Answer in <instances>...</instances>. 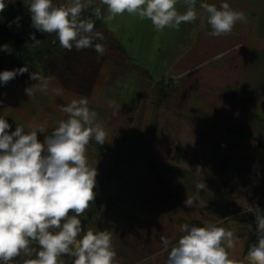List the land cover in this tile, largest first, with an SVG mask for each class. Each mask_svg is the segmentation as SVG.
<instances>
[{
    "label": "crops",
    "instance_id": "obj_1",
    "mask_svg": "<svg viewBox=\"0 0 264 264\" xmlns=\"http://www.w3.org/2000/svg\"><path fill=\"white\" fill-rule=\"evenodd\" d=\"M90 2L85 9L99 7L103 13V26L95 32L106 39L79 51L73 46L57 66L55 61L51 68L31 65L24 78L0 82V117L11 131L17 125L25 131L43 126L42 142L67 119L62 107L87 99L96 113L94 123L107 137L102 145L91 139L86 148L97 171L95 199L78 217L82 232L77 239L87 230L110 232L116 264L130 256H143L137 264H165L185 223L231 230L230 258L251 264L248 252L258 243L255 218L264 215V15L259 16V0H197L194 22L163 31L127 12L109 25L103 19L107 6ZM202 2L217 8L227 2L245 19L230 34L211 36ZM176 8L183 14L184 0ZM97 43L104 45L103 55L94 50ZM22 52L24 61L34 50ZM30 73L47 80L46 92ZM179 183L189 186L182 198ZM197 183L206 188L198 191ZM194 194L205 203L193 207V202L187 210L184 201ZM162 236L172 242L167 249Z\"/></svg>",
    "mask_w": 264,
    "mask_h": 264
},
{
    "label": "clouds",
    "instance_id": "obj_2",
    "mask_svg": "<svg viewBox=\"0 0 264 264\" xmlns=\"http://www.w3.org/2000/svg\"><path fill=\"white\" fill-rule=\"evenodd\" d=\"M107 6L108 14L103 17L111 24L115 17L127 12L148 19L157 31L165 28L179 30L182 23L197 19V0H184L186 11L181 14L176 5L178 0H100ZM82 0H71L67 5L53 6L52 0H31L32 27L41 33H55L62 48L77 51L92 47L94 39L103 40L100 32H94V21L82 19V11L88 7ZM6 8L0 0V13ZM200 8L208 14L211 36L230 34L238 21L245 19L243 12L233 10L227 2L217 8L215 4L202 2ZM101 18V9H94ZM19 17L13 23H18ZM11 27V23L9 24ZM33 46L41 44L31 34ZM3 50L11 53L9 45ZM94 50L103 55L105 47L97 43ZM24 66L0 72V82L7 84L17 75L28 72ZM31 80H40L41 91H47V80L30 73ZM30 95V88L25 89ZM61 94L59 90H53ZM61 111L67 119L60 120L50 135L41 142L38 133L46 129L17 125L11 131L8 120L0 117V261H8L24 253L31 256L34 249L30 241H36L40 250L35 259L24 264H64L62 256L74 257L73 264H116L117 253L112 246V235L108 231L82 232L79 216L95 199L97 171L89 165L86 148L91 139L104 144L107 133L94 123L96 113L88 108L86 98L73 99ZM197 190L206 188L197 183ZM191 207L193 199L184 201ZM70 212L75 215H69ZM256 235L258 243L248 252L251 264H264V215L257 214ZM183 235L171 247L165 264H237L227 249L234 246V233L215 224L205 227L182 224ZM165 249L172 242L161 237ZM226 244V247L224 246Z\"/></svg>",
    "mask_w": 264,
    "mask_h": 264
},
{
    "label": "trees",
    "instance_id": "obj_3",
    "mask_svg": "<svg viewBox=\"0 0 264 264\" xmlns=\"http://www.w3.org/2000/svg\"><path fill=\"white\" fill-rule=\"evenodd\" d=\"M30 3L31 0H18L17 2L5 0L6 8L0 13V52L3 50L2 41L12 39L15 41L17 48L23 46L24 50H27V46H32L34 54H38L40 58L43 54L50 56L56 62L55 66H57L60 58H69V51L60 46L55 33H41L32 27L31 13L29 12ZM53 6L58 7L60 5L53 4ZM102 14L101 12V18L98 19L94 14V10L84 9L81 13V18L93 20V31L95 32L96 29L103 26ZM18 17V23H13ZM10 23L11 27H9ZM33 33L36 39L41 40V44L35 47L31 39V34ZM96 40L94 39V41Z\"/></svg>",
    "mask_w": 264,
    "mask_h": 264
},
{
    "label": "rangeland",
    "instance_id": "obj_4",
    "mask_svg": "<svg viewBox=\"0 0 264 264\" xmlns=\"http://www.w3.org/2000/svg\"><path fill=\"white\" fill-rule=\"evenodd\" d=\"M10 1L17 2L18 0H10ZM90 1L91 0H82V3L88 4L90 6L92 4ZM70 2H71V0H53L54 4H60V3L68 4ZM259 2H260V4L258 5L259 6L258 13L260 14L259 16L263 17V15H264V0H259ZM245 7H248V9H250V6L242 5V9H245ZM245 11L247 12V10H245ZM104 39H106V38L104 37ZM9 40H12V39H8V40L2 41V46ZM98 40H100V39H98ZM18 49L20 51L21 50L23 51L25 48L22 46L21 48H18ZM26 49H28L29 51H30V49L34 50V48L32 46H27ZM85 54H87L88 57L90 56L88 53H85ZM27 55H29L28 56L29 59L23 61V59L26 58V57L23 56L24 58L23 57L20 58L19 61H17L18 62L17 67H15L16 66V61H15V58H14L13 54L9 53V52H7L5 50H2L0 52V72H3L5 70H9V71L15 70V69H18V68H21V67H24V66H27L28 70H29L28 72H30L31 68H33L32 66L39 67V65H42L43 67L46 66L48 68H51L52 64L54 63V59L51 58L48 55H44L43 54V56L41 58L38 56V54H34L33 52L27 53ZM92 57L93 56H91V58L89 59L90 61H92ZM20 62H21V65H19ZM14 64H15V66H14ZM24 75L25 74L17 75L16 77L17 78H22V77L24 78ZM9 86H11V85H9ZM10 101H12V98L10 99ZM186 138H185V140H186ZM229 178L232 179V181H233V176L232 175L229 176ZM177 190L180 193L179 197L182 198L184 196H187L186 192L189 190V186L186 185L185 183H183V185L181 186V183H179V185H177ZM172 193H174V192L170 191V194H172ZM191 198L193 199V202H194L193 207H195V202H197V201H202V202L205 203L203 198H201L200 196H196L195 194ZM180 201L181 200L178 199L176 201V205L177 204L179 205L181 203ZM186 208H187V210H190L189 207H186ZM30 248L34 249L33 254L31 256H26L24 253H21L19 256H17L14 259L8 261V264H24V262L26 260H28V259H35L36 258V253L40 250V247H39L38 243H34V242L30 241ZM113 248H114V246H113ZM119 249L124 250L122 245H118L117 250L119 251ZM128 250H132V252H135L137 250V247L135 245H128ZM139 255H141V254H139ZM141 257H143V256H130V258L128 257L127 259L122 258V260L119 263L120 264H137V262L139 261L138 259H141ZM60 259H62L64 261V264H73V261H74V257L67 256V255L66 256H62ZM0 264H4V262L0 261Z\"/></svg>",
    "mask_w": 264,
    "mask_h": 264
},
{
    "label": "water",
    "instance_id": "obj_5",
    "mask_svg": "<svg viewBox=\"0 0 264 264\" xmlns=\"http://www.w3.org/2000/svg\"><path fill=\"white\" fill-rule=\"evenodd\" d=\"M4 45H9V47L11 48V53L13 54L14 58L16 61H18L21 57H23V52L19 51L13 40H9L7 41Z\"/></svg>",
    "mask_w": 264,
    "mask_h": 264
}]
</instances>
